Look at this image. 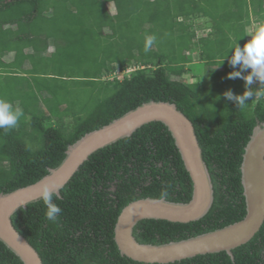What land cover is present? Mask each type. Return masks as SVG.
Masks as SVG:
<instances>
[{
  "label": "trees",
  "instance_id": "1",
  "mask_svg": "<svg viewBox=\"0 0 264 264\" xmlns=\"http://www.w3.org/2000/svg\"><path fill=\"white\" fill-rule=\"evenodd\" d=\"M44 1L0 0V99L24 113L17 126L0 129V194L38 182L86 133L144 103L169 102L193 124L213 203L194 222L142 220L133 228L135 240L163 245L242 220L240 166L253 129L264 123V85L254 81L250 88L259 92L244 109L224 93L239 96L249 88L243 77L251 69L230 61L235 45L248 42V29L264 22V0H228L227 12L219 0H62V8L52 11H45ZM82 9L91 12L97 26L92 31L82 23ZM198 18L210 26L204 29ZM195 30L204 32L198 37ZM148 36L155 41L146 52ZM200 64L211 77L208 85L204 75L191 84L181 78H195ZM128 65L143 68L121 81L102 80ZM233 72L241 76L229 79ZM70 83L96 96L90 112L76 110L81 101ZM191 196L192 182L171 134L151 122L88 157L53 197L62 210L54 221L45 218L41 199L16 211L11 222L43 264H143L122 256L114 241L122 209L139 199L187 203ZM0 264L23 263L0 241ZM169 264H264V222L232 257L222 251Z\"/></svg>",
  "mask_w": 264,
  "mask_h": 264
},
{
  "label": "water",
  "instance_id": "2",
  "mask_svg": "<svg viewBox=\"0 0 264 264\" xmlns=\"http://www.w3.org/2000/svg\"><path fill=\"white\" fill-rule=\"evenodd\" d=\"M151 122L163 124L192 182V196L187 203L161 199H139L125 206L114 227V241L122 256L143 264H169L197 255L232 251L250 241L264 222V123L257 125L242 155L241 184L245 198V217L221 229L163 245L141 244L133 228L142 220L189 223L205 216L213 203V187L192 122L175 104L150 101L113 120L100 129L86 133L70 145L65 158L38 182L7 194H0V241L23 264H43L37 251L19 234L11 222L12 215L28 204L41 200L39 188L54 182L60 190L88 157L97 150L129 137ZM60 196V191H59Z\"/></svg>",
  "mask_w": 264,
  "mask_h": 264
},
{
  "label": "clouds",
  "instance_id": "3",
  "mask_svg": "<svg viewBox=\"0 0 264 264\" xmlns=\"http://www.w3.org/2000/svg\"><path fill=\"white\" fill-rule=\"evenodd\" d=\"M155 41L154 36L146 37L145 51L147 52ZM223 60V59H222ZM232 66L240 65L242 69H251V72L243 77L246 85L249 86L242 95L234 96L231 91L224 93V96L229 100H234L238 109H244L248 103L246 101L256 95L259 90H252L250 86L254 81L264 85V22L258 24L255 31L250 36V40L246 42L241 48L235 45L233 55L230 61ZM140 66L128 65L124 71L116 70L108 75H116V73H126L142 69ZM124 75V76H127ZM241 76L240 72H233L229 74V79L238 78ZM122 78L114 77L112 81ZM24 115L23 110L19 107L13 108L12 104L6 100L0 99V129H11L17 126L20 118ZM61 185L54 182L42 184L39 188V197L43 199L46 206L45 218L54 221L57 215L62 211L61 208L54 203L53 197L59 198V191ZM213 187V186H212ZM245 217V216H244ZM231 225V224H230Z\"/></svg>",
  "mask_w": 264,
  "mask_h": 264
},
{
  "label": "rangeland",
  "instance_id": "4",
  "mask_svg": "<svg viewBox=\"0 0 264 264\" xmlns=\"http://www.w3.org/2000/svg\"><path fill=\"white\" fill-rule=\"evenodd\" d=\"M220 1V4H222L223 6H221V8L220 9H223V11H228L229 9H228V0H219ZM60 4H62V0H46V1H44L43 2V5L42 6H44V9L45 8H47V10H49V11H52V9H53V7L54 6H56V5H60ZM64 4V3H63ZM60 7L62 8V5H60ZM46 9H45V11H47ZM111 11H113V9L111 8ZM220 12H223V11H221V10H219ZM81 15H82V23H87V25H89L88 27H89V30L90 31H92L93 29H95L97 26L94 24V21H93V19L91 18V12L90 11H88V9L86 10V9H82L81 10ZM196 21V23L197 22H200V23H204L203 25H204V29H207L209 26H210V23H209V21H208V19L207 18H198V19H196L195 20ZM254 29V30H253ZM255 31V27L253 26V27H251V28H249L248 29V40H250V36L252 35V33ZM204 32V30H195V33H196V35L199 37L202 33ZM44 36H45V33L43 34ZM46 37V36H45ZM48 44H50L51 46H53V42H52V40H50V39H48ZM126 50H125V48L122 50V52H125ZM45 56H52V53L50 52V51H47L46 53H45ZM101 56V55H100ZM197 58H198V56L197 55H194L193 56V60H197ZM198 61V60H197ZM196 67V77L195 78H193L192 76H191V74L190 73H186V74H184L181 78L182 79H184V80H187V82L189 83V84H191V83H197V81L199 82L200 81V79H202V78H204V77H202V75H204L205 76V84H207V83H209V80H210V78H209V73L206 75V73L204 72V66H203V64H200V65H198V66H195ZM73 68H75V67H73ZM216 69H218V70H221L219 67H217ZM202 71V72H201ZM124 75H127L126 73H116V75H112V76H110V75H106V76H103V78H102V80L103 81H112L111 79H113L114 77H117V78H122V77H125ZM69 85V88L70 89H72V91H73V94L76 96V99H78V100H80L81 101V103H79L78 104V106H77V109L76 110H78V109H81L82 111H83V113H88V112H90L91 111V109L93 108V106H94V104L95 103H93L94 102V100H96V96L90 91V89H88V88H85V87H82V86H80V85H78V84H68ZM208 85V84H207ZM97 91H99V94H101L100 93V89H97ZM263 90H261V92H262ZM109 94V93H108ZM107 94V95H108ZM100 96H102V94L100 95ZM256 100V98H255V96L253 97V101H255ZM49 114H50V112H48ZM77 115H78V113H75L74 114V116H73V121H77ZM76 116V117H75Z\"/></svg>",
  "mask_w": 264,
  "mask_h": 264
},
{
  "label": "crops",
  "instance_id": "5",
  "mask_svg": "<svg viewBox=\"0 0 264 264\" xmlns=\"http://www.w3.org/2000/svg\"><path fill=\"white\" fill-rule=\"evenodd\" d=\"M5 59H7V58H5Z\"/></svg>",
  "mask_w": 264,
  "mask_h": 264
}]
</instances>
